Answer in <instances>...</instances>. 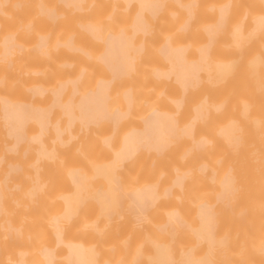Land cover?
I'll return each instance as SVG.
<instances>
[{
	"label": "rangeland",
	"instance_id": "374dc122",
	"mask_svg": "<svg viewBox=\"0 0 264 264\" xmlns=\"http://www.w3.org/2000/svg\"><path fill=\"white\" fill-rule=\"evenodd\" d=\"M185 1L187 0H182L183 3ZM195 1V14L189 26V31L182 30L174 36L171 35L173 41L182 42L188 48L189 55L205 40L207 35L205 34V26L215 20L216 8L221 5L223 0ZM225 1L231 2H229L231 6L228 14L229 20L227 17L229 23L226 24L228 26L225 27L222 34L220 31L213 37L208 53V61L212 67L210 73L213 72L215 67L214 62L230 61L225 76L221 78V76L215 77L214 75L210 79L209 73L205 70L202 71L199 84L193 87L189 94L183 95V110L174 109L178 121L185 123L187 118L190 119L187 116L193 112L194 105L202 99L209 100L210 105H213L211 104L213 102H222V107L220 105L219 109L214 106L210 108V106V109L205 111L204 118L194 125V136L205 135L210 142L201 150H189L191 137L187 136L190 139L178 140L167 152L162 154L163 156L159 160H155L152 156L149 158L148 154L143 153L138 160L132 162L131 166H123L118 169L120 174L118 182L121 181L120 184L124 191L150 183V180H153L151 183L157 181L158 190L162 191V188L165 189L172 181L171 176L175 174L174 167L178 165L179 171L189 169V172L185 171L188 173L186 174L185 189H173L170 195L164 197L162 201L160 200L149 209L142 221L135 222L134 218L126 215L123 206L117 204L110 206L109 213L111 215L106 217L102 213L101 207L96 203L97 206L94 203L95 201L92 202L88 195L91 194V191L100 192L99 190L103 191L105 189L106 192L110 189L106 177L103 175L93 176L95 173L94 168L98 164L101 165L102 161L107 163L109 159H112L111 152L107 151L102 143V138L107 134L111 135V148L112 146L115 147L119 143L118 137L121 132L124 133L126 132L125 129L127 130L128 127L135 125L133 123L136 120L139 122L141 113L143 115L148 108L154 105L170 109L169 106H175L171 101L172 97L181 96V93L177 92L173 86L167 85L165 81H158L153 78L152 71L155 69L153 67L162 65L157 60L156 53L161 40L170 33V30L168 32L167 30L172 29L177 20L185 17L182 8L167 3L164 14L169 19L164 21L160 17V25L155 24V28L158 25L159 27L154 28L152 31L153 39L146 40V53L149 59L143 62L137 61L133 74L113 89L110 101L112 109L120 105L121 93L127 87L134 92L135 98L129 115L117 125L114 129L115 132L112 131V126L106 123L88 129L77 126L71 129L74 136L65 145L52 143V134L47 133L44 141L56 148L55 151H58V154L55 153L58 156L56 155L57 157L55 156L54 160H46L45 166L42 162L39 163L40 167L38 166L37 170L39 168L41 172L36 170L40 178L37 177V179L41 180V184L44 182L46 184H43L40 194H38V191L35 193L36 196L33 195L34 200L26 192L33 184L32 179L33 181L36 179V175L32 173V170L36 169L33 168L35 165L30 161L35 154V146L32 144V146L27 147L26 144H23L19 146L14 155H11L5 147L7 137L0 120V191L2 195L1 202L3 203L0 210V220L2 219L3 223L5 221V225L1 221L0 225L7 227L6 224L10 222L14 227L16 226L15 228L20 227L19 230H21L19 236L20 231L17 236L13 232L9 234L12 237L14 236L12 238L5 234L9 230L6 231L7 228H1L0 226V264H22L14 261L19 257V251L21 250L27 252L25 254V264H41L38 257L39 250L43 245L50 246L52 243V233L50 234L52 228L49 225L51 223L49 220L63 209V195L73 191L71 190L73 184L69 179V172L73 168L89 176L83 182L85 185V200L74 208L75 212L73 210V215L68 221L61 222L62 231L66 240L67 238L74 241L81 239L85 245L92 246L96 251L95 260L98 262L97 264H103L106 260L109 264H159L152 254L155 248V245L153 246L154 242H158V246L162 243L164 247L170 248L171 264H181L178 260L181 249H184V251L185 249L189 250L190 254L197 259H202L204 255L207 257L206 252L209 249L207 242L197 239L189 227L196 225L195 210L196 206L199 205L198 203H202V201L208 203V200L213 204L215 236L225 237V240L227 237L228 239L227 243L225 241L221 245L223 247L225 244L223 248L217 243L211 246V253L208 255V258L214 260L213 262L210 259L211 264H261L263 262L261 258L259 263L257 262V255H260L257 252L261 249L264 250V204L262 203L264 202V29L260 33H256L257 35L254 33L256 36L248 32L249 36L243 37L237 45L232 42L230 36L233 26L240 22L245 29L244 33L249 31L251 19L261 10L263 11V6L258 2L259 0ZM105 2L106 0H89L83 9L84 14L81 18L75 17L70 12H63L56 27L52 24L49 25L40 16L36 8L32 9L25 6L21 12H12L9 7H4L2 14L5 19H0V36L7 33L17 35V42L25 49V52L19 57L15 55L12 72L8 64H0V98H4V96L14 100L27 98L28 86L38 83L39 85L43 84L42 87L47 90L43 95L39 94L34 100L29 94L28 101L46 106V103L48 104L50 101V88L54 86L55 82L61 81L60 79L64 80L67 77L75 78L82 69H84V73L81 89L85 91L88 88L90 89V86L103 73L102 69L96 66L97 59L94 58L98 44H92L93 46L89 47L90 38L84 31L77 32V26L85 25V22L91 20L103 24L100 26V30L104 33L110 31L113 26H121L126 30L129 28L131 12L134 9L132 7L130 11L125 13L122 10V4L118 5L119 2H117L116 6L118 8L115 13H118L117 17L119 16V18L115 19L114 22L105 21L101 23L99 19L102 18L101 15L106 10L107 4ZM47 6L52 7L48 3ZM174 10L176 15L169 16L168 12ZM19 14L24 15L22 20L20 18L16 19ZM213 16H215L214 19ZM103 18L102 20H104ZM10 19H14L13 24ZM29 26H31V31L28 30ZM41 33L52 35V43L57 39L60 41L64 39L65 41L66 37L69 39L74 38L75 46L82 50L85 49L91 57L89 59L84 57L76 59L68 53H60L52 60L54 66L51 68L43 66L44 63L37 64L43 71H46V73L37 74L33 71L37 66L31 50H33L35 41ZM68 38L66 40H69ZM257 56L262 59V61L259 59L260 62L258 61L257 64L256 73L258 75L254 73L256 68H254L253 62L255 60L252 59ZM62 63L70 64L71 69L61 70ZM21 76H30V78L22 83L20 82ZM59 117L60 113L58 111L50 113L51 121ZM231 119H235L240 126V139L236 147L227 148L225 143L223 145L224 141L217 134V127L219 128L222 123L224 125ZM34 129H36V126L32 127V123H29L26 128L28 132ZM100 144L101 146L103 144L102 148ZM115 149L112 148V150ZM11 158L18 159L20 173L16 177L6 179L8 168L7 166H1V164L4 161L7 164L10 163ZM201 165L204 166L203 169H200ZM224 167H227L226 169L232 168L231 171L235 173L234 178H236L237 186L227 199V203L221 206V203L215 199V192L218 186L216 185L217 178L221 175L220 173L224 170ZM211 174L215 176L214 181H211V178L209 179ZM129 187L131 188L129 189ZM172 209H178L181 217L180 220L172 224V230L175 232L173 236L169 233L171 231L166 229V226H171L166 217L167 212ZM160 224L164 226L161 227ZM61 250H64L63 246L56 247L57 256L54 264H65L60 258L62 255L60 254ZM263 255L262 252L261 257Z\"/></svg>",
	"mask_w": 264,
	"mask_h": 264
},
{
	"label": "bare ground",
	"instance_id": "6f19581e",
	"mask_svg": "<svg viewBox=\"0 0 264 264\" xmlns=\"http://www.w3.org/2000/svg\"><path fill=\"white\" fill-rule=\"evenodd\" d=\"M165 1L166 0H117V1L110 0L109 2V0H106L105 2L107 4V6L105 7L106 10L103 13L104 16L101 15L102 18L104 17L103 18L104 20L100 18L99 21L101 20L100 22L104 23L105 21L110 20L109 18H112L113 12L118 8V6H116L117 2H119L118 5L122 4V8L127 7L131 2H133L132 7L134 9H132L131 17H130L131 30L132 31L134 30L135 21L139 17H141L142 20L145 21L143 27L150 28L151 26H153V21L152 19L149 20L147 18V15L144 14L143 11L149 10L150 15H156L157 7L159 6V4H163ZM195 2H196L195 0H190V1L187 0L182 4V6L185 7L187 10L185 12V17L181 20H178L173 25L172 29L169 28L167 30V32L170 30V33L164 36L158 47L161 48L164 45L165 47L167 46L168 51H170L168 52L169 55L167 54L166 56L168 62L166 60L163 66L157 64L159 67L157 66L153 67L155 69L152 71L153 78L157 79V77L161 75L171 76L172 79L178 81L181 84L183 89H185L190 82L196 83L198 79L201 78V75L199 74L200 69H203V71L204 70L207 71L209 73L210 79H212L214 75L215 77L221 76V78H223L230 63V61H223V60L216 61L214 62L215 67L213 68V72L210 73L212 67L208 61L209 51H207V48H209L212 43L213 37L220 31L222 34V32L225 30V27L228 26V25L226 26V24L229 23L227 22V17L229 20L228 14L231 7L230 1L224 2L223 0L221 5L217 6L216 8L217 14L216 13L214 14L216 18L215 16H213V19L215 18V20H213V22H209L210 24H207L205 26L206 30L204 29L206 31L205 34H207L206 35L207 38L205 37L203 43L197 46V49L192 53L193 55L191 54L192 56L189 54L186 55L185 45L182 42L177 43L173 41V39H171V35L172 36L176 35V33L179 30L184 29L190 24V20H191L190 18L195 14V8L191 7V4ZM258 2L261 4V6H263V11L261 10L259 13H257V15H255V17L253 15L254 18L251 19L252 21H250L249 24L250 27V29H248L249 31L244 33L245 29L242 27L241 22L233 26L230 36L232 37V42L234 44L236 45L239 44L243 39V37H247V35L249 36V34H247L248 32L249 33L251 32L253 33L251 35L256 36L264 29V0H259ZM168 13L169 16H172L175 14V10L170 11ZM161 17L163 18L162 20L164 21L169 19V17L165 14L161 15ZM84 24L85 25L83 24L82 25L86 27V31L88 32L89 35L96 38L97 40H101L100 44L96 43L98 44V48L96 50L95 56L92 54V56H94L95 59H98L100 61H103L105 58L108 57L106 55L107 54L106 52L110 50L109 48H111L109 52L110 53L113 52L114 49L111 46L113 45L111 44L112 41L114 40L116 41L118 38H119L118 40L121 41L122 37L124 38L127 37V35H129V33H127L128 29L125 30L121 26L120 27L113 26L110 29V31L106 33L102 31L103 32L102 33L100 30L101 29L100 26H102L103 24L101 25L100 23L94 21L92 22L91 20L90 22L88 21L85 22ZM132 31L130 33H132ZM254 33L257 34L255 35ZM42 34L43 33H41V35H38L39 37H37L38 39L35 41L36 50L33 53L35 58V63L37 66L33 71L37 74H41L44 72L46 73V71H43V69L40 68L37 64L47 63L48 61H52L54 58L60 55V51L56 49V47L60 44H67V41L69 42V40H66V38L68 37L65 38V41L64 39H62L63 41L57 39L52 43L55 49L49 51L48 47L46 46L47 43L45 42V36L47 34H43V35ZM9 37L10 34L7 33L1 36L0 38L1 39L0 58L1 56H3L4 53L9 52ZM118 40L116 41V43L118 42ZM119 43L117 44L114 43V45H118ZM127 45L128 43H126V45H124L123 47L126 48ZM137 45H139V43H137L135 46ZM117 47L118 46H116V48ZM118 50L119 49H117V51ZM120 53L122 54V51ZM121 54H119L120 55L118 57L119 59L121 57ZM126 54L128 55V53H124L123 58H128L127 62L129 64L127 63L128 66L124 64L126 68L124 66L123 67L128 72L130 71V69L133 70L135 67L134 64L132 66V62H133L132 54H129V56H127ZM111 55L114 54L113 53L109 54V57H111ZM256 58H258L257 61ZM129 59L132 60L129 61ZM252 59L256 61L253 62L252 60L253 64L256 66V67L254 66V68H256L254 69L255 70L254 73L258 75V73H256L257 64L259 59L260 61H262V59L258 56L255 57V59L254 58ZM106 61L107 59L104 60V63ZM122 68L121 71H124ZM114 69L116 70V68ZM77 76L78 75H76L75 78H77ZM75 78L67 77L64 78V80L60 79L61 81L58 80L59 82L58 81L55 82L54 86L50 88V93H49L51 94L50 101L48 104L46 103V106L45 105L42 106L40 105V103H38L39 105L37 103L34 104V102L31 103L30 101H28L29 99L25 97L23 99L22 98L21 99L18 98L17 100L15 99L16 101L11 98L10 99L7 97L5 98V96L4 98L3 97L0 98V120L2 122V125L5 127L4 132H6L8 136H11V140L10 141L8 140L6 142L5 147L9 149L18 145L21 142H25L27 144L30 143L29 144L30 146H32V144L35 146V151H34L35 154L33 155L34 158L32 157L30 161H32L36 166L33 167L36 169L34 170L35 172L32 170V173L36 175V177L34 176L36 178L34 179V181L36 180L38 181L34 182L32 179L33 184H31V187H29L30 189L26 192L29 193V195H31L30 196L31 198L33 197V195L36 196L35 193L38 191H39L38 194H40L42 192L43 184H46V182L44 181H43L44 183L42 184L40 183L41 180L39 181L40 178L36 172L37 167L38 166L40 167L39 163L41 162V160H49V161H51L52 159L54 160V157L58 154V151L57 152L55 151L56 148L54 146L53 148L50 144L48 145L46 144L47 142L44 141L47 133L52 132L51 133L52 143L65 145L74 136V132L71 130H62V126H66L67 128H69L74 122L77 121L79 125L84 129H88L89 127L99 125L101 123H106V124H110L112 126V129L114 130L119 124V121L123 117L129 115L131 107L135 102V98L133 94L134 92L128 87L125 90L123 88L124 91H122L121 95L124 97L125 102L120 100L119 101L120 105L112 109L111 105L106 103V97H105L106 85L109 78L103 74L100 77H98V79L96 78L97 80H95V83L92 84V86H90L91 87L90 89L86 88L87 89L86 91L81 89L80 97L76 101L70 102L69 98L65 96L64 98L63 96L60 98V93L64 83L67 80L73 81ZM37 84L36 85L34 84L33 86H28L29 88L32 89L33 94H42L45 90H47L46 88L42 87L44 86L43 84L40 85ZM10 97L15 98L13 96ZM171 100L175 104V106L173 107L172 105L169 106L172 109L171 108L168 109V107L165 109L164 106L160 107L158 105H154L148 108L147 109L148 111L146 110L145 111L146 113L144 112L143 115L141 113L139 117L140 119L138 118L139 122L136 120L137 122L135 121L133 123L135 125L130 126V128L128 127L129 129L127 128V130L125 129L124 131L126 132L124 131H123L124 133L121 132L120 134L121 137L120 136L118 137L119 143L118 145H116L117 147L112 146V148H116L115 150H112L113 152V154H111L112 159L111 160L109 159V162L107 161V163L105 162L103 163L102 161L103 164L101 163V165L96 163L98 165L94 168L95 173L93 174V176L103 175L104 177H106L109 181L110 189L106 192L105 189H103V191L99 190L100 192L91 191V194L88 195L87 193V195L89 199L91 198L90 200H92V202L95 201L94 203L95 204L97 203L101 207V211L106 217H109L111 215L109 213L110 206L117 204L123 206L124 211L127 213L126 215L134 218V221L138 223L142 221L143 217L147 215L149 209L152 206L157 204L160 200L162 201L164 197L170 195L173 189H185L186 187L185 180L187 176L186 174H188L186 172L189 169L187 171L186 169L185 170L181 169L182 171L181 170L179 171L178 165L177 167H174L175 174L171 176L172 181L169 182L170 183L169 186L166 184L167 186L165 187V189L162 188V191L158 190L157 181L151 183V181L153 180H150V183H146L143 185H140V183H138L140 186L135 185L136 187H133L134 186L133 185L132 186L133 188L129 187V189L131 188L129 191L128 190L124 191L122 185L118 182V178L120 176V174L118 173V169L122 168L129 160L134 159L141 152L144 154H148L149 158L153 155L160 156L163 153L167 152L171 148V146L178 141L177 139L180 138L181 136L191 137L189 150L190 149L201 150L205 148V146L210 142V140L207 139L205 135L198 137L193 135L194 125L197 121L204 118L205 111H207L208 109L213 108V106L216 109L217 108L219 109L220 105L222 107V102L217 101L216 103L215 102L211 103L213 105H210L209 100H206L204 98L201 101H199L198 104L194 105V107L192 108L193 112L187 116L190 117V119L187 118L186 119L187 121L185 123H180L176 117L177 116L176 110L174 109H177L175 107H178V105L181 102V99L179 97H172ZM51 106H58L61 109L62 113L66 114V120L64 119L60 121L58 118H56V120H53L52 123L49 124L51 125L52 130L48 132L46 127L48 126V112ZM242 111L245 113L243 109ZM28 120L32 122V127L36 126V129L30 130L31 132L30 131L26 132L24 130V126ZM238 126L239 124L236 122V120L231 119L228 120L227 123H225L224 125L222 123V126H219V128L217 127L218 129L217 134L224 141L223 145L225 143V146H227V148H234L237 146L238 141L240 139L239 138L240 126L239 127ZM85 131H89V130H85ZM110 141H111V135L109 134H107V136L102 138V143L104 144L105 148L106 146H109V148H111ZM179 164L182 165L181 163ZM203 168L204 166L201 165L200 169ZM226 168L227 167H224L223 168L224 170L221 171L220 173L221 175H219V177L217 178L218 180L216 184L218 186L215 192V199L219 203H221V206L227 203V199L235 191L237 186V181L235 182L236 178H234L235 173L231 171L232 168L231 169L229 168L226 169ZM8 169L10 171V169L13 168L10 167ZM38 170H40L39 172H41V169L38 168ZM37 177L39 179H37ZM88 177L89 176L78 172L77 169L74 168L69 172V179L73 184L71 186L73 187L71 190L73 191L70 190L71 193L69 192L63 195L64 198V205H62L64 206L63 209L58 214H56V216L55 215L54 217L51 216L52 218H50L49 220L51 222V223L49 222L50 223L49 225L52 228V232L50 230V234L52 233L51 235L52 243L51 244L49 243L50 246L43 245L41 249L39 248L40 250L38 252L39 253L38 257L40 259L39 261L41 262V264H54L57 256L55 251L57 246L64 247V250L63 251L61 250L60 252V254H62L60 258H62L65 264H97L98 263L95 260L96 251L94 250V248L92 246L89 247L84 243H82L81 239H79V241L78 240L74 241V240H69L67 238V240H69L67 241L64 237L61 226V222L68 221L73 215L74 208H76L78 204L82 203L85 200V194H84L85 185L83 182L85 181L84 179ZM214 177H215L214 174L213 175L211 174V176H209V179L211 178L210 180L214 181ZM177 196L179 197V194ZM1 200L2 199L0 196V209H2L3 206ZM262 203L264 204V202ZM198 204L199 205L196 206V210H195L196 218H197L196 219L197 221H195L196 225L195 226L191 225L189 229L193 232L194 236L197 239L205 240L207 242L209 249L207 250L206 253L210 255L211 253L210 248L213 244L217 243V245L221 246L225 241H226L225 243H227L228 239L226 237L225 240V237L223 235L222 236L224 238L215 236V232H214L215 220H214V211H213L212 202L208 200V203L207 201L205 202L202 201V203L199 202ZM166 218L171 223V226H166V229L168 231H171L169 233L171 236H173L175 232L172 230V224L181 219L180 214L178 213V209L169 210L167 212ZM0 221L3 223L2 219ZM4 223L3 225H5ZM8 223L6 224L7 227L0 225L1 228L2 227L7 228L6 231L9 230L8 233L6 232L5 234L9 235L13 232L16 233L17 236V234L20 231V233L18 234L19 236L21 234V230H19L20 227L15 228L16 226L14 227V225ZM159 226L163 227L164 225L160 224ZM1 231L3 230L1 229ZM154 245H155L154 252H153V248H152L153 253L151 252L155 257L154 259L157 260L159 264H171L172 259L170 257V250H169L170 248L164 247L162 243L161 245L158 246V242L156 243L154 242L153 246ZM223 247H225V244ZM223 247L221 246V248ZM180 251H181V255L179 254L180 257L178 256L179 257L178 260L181 264H211L210 261L211 258L210 257L208 258V255L207 257H205L204 255L202 259H197L193 257V255H191L190 251L187 249H185V251L184 249L183 250L181 249ZM260 251L257 252L258 254H260L257 255L258 257L257 262L259 263V259L261 258L263 259L262 260L263 262L262 261L260 262H262L261 264H263L264 255L261 257V253L262 252L264 253V250H262L261 253ZM26 253L27 252L23 250L19 251V257L16 258V260L14 261L25 264ZM104 262L103 264H109L107 263V260L105 263Z\"/></svg>",
	"mask_w": 264,
	"mask_h": 264
},
{
	"label": "crops",
	"instance_id": "0c3cea01",
	"mask_svg": "<svg viewBox=\"0 0 264 264\" xmlns=\"http://www.w3.org/2000/svg\"><path fill=\"white\" fill-rule=\"evenodd\" d=\"M88 1L89 0H0V19H2V20L5 19V16L2 14L4 7H9L12 12L13 11L21 12L22 9L25 6H27V7L32 8V9L36 8V10L39 12L40 16L43 17L49 25L52 24L54 27H56L58 24V21L62 17L63 12H70L75 17L81 18L84 14L83 9H84V7ZM115 1H117V0H115ZM47 3L49 5H52V7L47 6ZM167 3L173 4V6H175V7L178 6V7L182 8L184 10V12L187 11L186 8L182 6V4H183L182 0H166L163 4H159V6L157 7V14L156 15H150L149 10L148 11L144 10L143 13L147 15V18L149 20L152 19L153 26H151L150 28L143 27V24L145 21H143L142 18L139 17L135 21V26H134L133 31L131 30L130 23H129V26H128L129 28H128V30L126 29L128 31L127 33H129V35L126 34L127 37H124V38L122 37L121 41H119L118 40L119 38H118L117 43L120 42L118 45H114V43L117 44L116 43L117 40L112 41L111 44H113V45H111V46L114 49V50L112 49L113 50L112 53L115 56L111 55V57H109V54H112L109 52L111 50V48H109L110 50L109 49H108L109 51L107 50L109 53L106 52L107 53L106 55L109 57V59L106 56L107 58H105V59H107V61L105 63H104L105 59L103 61H100L97 59L96 66H98L100 69H102V71H103L102 74L109 78L107 85H106V96H105L107 104L110 105L111 94H112L115 86L120 85V83L124 79L131 76L133 74V72L135 71V68L133 70L130 69V71H128V72L125 69L126 67L124 66V64L126 66H128L129 63L127 62L128 58H123L124 53H128V55L126 54L127 56H129V54H132L133 62L132 61L131 62H132V66L134 64V67H135V64L137 61L143 62V61H147L149 59L148 54L146 53L147 52L146 51V40L147 39L148 40L153 39L152 31L156 27V25H155L156 23L160 25V17H161V15H163L165 13L164 9H165V6L167 5ZM132 4H133V2H131L127 7L123 8L122 10L125 13H127L132 8V6H133ZM194 4L195 3H192L191 7L194 8ZM95 10L99 11L97 9H95ZM117 14L118 13H115V11H114L112 18H109L110 20H108L107 22H114L115 19H118L119 16L117 17ZM175 15H176V11H175V14L172 15L171 17H173ZM19 18L22 20L24 18V15H22V14L17 15L16 19H19ZM190 19H191L190 20V24H191V22L193 20V16ZM10 20L13 24L14 19H10ZM158 20H159V22H158ZM190 24L187 27H185L184 29L179 30L178 32H180L182 30L185 32H188ZM28 30L31 31V26L28 27ZM82 31H84L86 33V35L91 40L90 44L88 45L89 47L93 46L92 44H96V43L100 44L101 43V40H97L96 38H94L88 34L85 26L84 27L82 25L77 26V32L81 33ZM131 31H132V33H130ZM0 38H1V36H0ZM17 38H18L17 35H10V37H9V52L4 53L3 56H1V58H0V64H8L11 72L13 71L14 64H15V55H17L19 57V55H22L25 52V49L22 48L18 44ZM52 41H53L52 35L47 34L45 36V42L47 43L46 46L48 47L49 51L55 49L54 45L52 44ZM74 43H75V39L70 38L69 42L67 41V44H60L56 47V49H58L60 51V53H68L71 57H75L76 59H82L83 57L86 59H89L91 57L89 52H86L85 50H82L81 48L75 46ZM126 43H128V45L126 46V48H124L123 46L126 45ZM137 43H139V45L135 46ZM116 46H118V47L116 48ZM117 49H119L118 50L119 52L117 51ZM0 50H1V44H0ZM35 50H36V46H34L33 50H31V52L34 53ZM121 51H122V54L120 53ZM166 51H167V53H166ZM207 51H209V48H207ZM168 52H170V51H168L167 46L165 47V45L162 46L161 48H158V51L156 53V58L160 63H162V66L165 64V62L167 60L166 56H167ZM185 53H186V55L189 54L187 47H185ZM119 54H121L120 59L118 58L120 56ZM130 60H132V59H129V61ZM167 62H168V60H167ZM116 63H117V65H116ZM43 66H47L48 68H51L54 66V63L52 61H48L47 63H44ZM114 68H116L117 71ZM121 68L124 71H121ZM60 69L64 70V71L70 70L71 66H70V64H63V66H61ZM202 71H203V69L199 70L200 75H201ZM83 73H84V69L81 70V72L79 73L77 78H75L73 81L67 80L64 83L62 90H61V93H60V98L62 96L64 98V96H65V97L69 98L70 102H74L80 97V89L82 86ZM29 78H30V76H21L20 82L23 83V82L27 81V79H29ZM200 79H198V81L196 83L190 82L186 86V88L183 89L181 84L178 81L172 79L171 76L161 75V76L157 77L158 81H165L167 85L173 86L177 92L179 91L181 93V96L179 97L181 99V102L178 105V107H176V108H179L180 110H183V95L189 94L191 89L199 84ZM28 90L29 91H27V99L29 98V96H28L29 94H31V97L33 100H34V98L38 97L39 94H33L31 88H28ZM44 93H45V91L42 93V95ZM66 95H68V96H66ZM120 100L125 102L124 97L122 95L120 97ZM31 103H33V102H31ZM172 103H173V101H172ZM55 111H58L60 113V117L58 118L60 121H62L64 119L66 120V114L62 113L61 109L58 106H51V108L49 109V112H48V126L46 127L48 132H50V129L52 130L51 125H49L52 123V121L50 119V113H53ZM126 117H123L119 121V123L122 122V120L125 119ZM29 123L31 124L32 122L28 120L24 126V130L26 132H28V130H26V128H27ZM1 124H2V122H1ZM77 126H80L78 121L74 122L69 128H67L66 126H62V130H71L72 128H76ZM4 130H5V127H4ZM71 131H73V130H71ZM112 131L115 132L116 130H112ZM65 134H66V132H65ZM5 136L7 137V141L11 140V136H8L6 134V132H5ZM180 138L181 139H187L189 137L181 136ZM180 138H178L177 140H179ZM23 144H26L27 147H30V145H29L30 143L27 144V143L21 142L12 148H9V149L6 148V149H7V151L10 152L11 155H14L17 152L19 146H22ZM106 148H107V151L112 152V149L109 148V146H106ZM111 154H113V152ZM142 154L143 153L141 152L134 159L129 160L124 166H131L132 162L138 160ZM161 156H163V155H160V156L153 155L152 157H154L155 160H159L161 158ZM41 162H42L43 166L46 165V160H41ZM1 166H7V168H10V167L13 168V169H10V171H9V169L6 170V176H5L6 179L16 177L18 175V173H20V169H19L20 165L18 163L17 158H11L10 163H8V164L4 161L1 164ZM120 183H121V181H120ZM0 196H2L1 191H0Z\"/></svg>",
	"mask_w": 264,
	"mask_h": 264
}]
</instances>
